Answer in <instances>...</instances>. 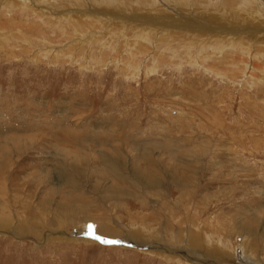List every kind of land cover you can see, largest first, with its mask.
<instances>
[{
	"label": "rangeland",
	"instance_id": "obj_1",
	"mask_svg": "<svg viewBox=\"0 0 264 264\" xmlns=\"http://www.w3.org/2000/svg\"><path fill=\"white\" fill-rule=\"evenodd\" d=\"M18 1L0 264H264V0Z\"/></svg>",
	"mask_w": 264,
	"mask_h": 264
},
{
	"label": "bare ground",
	"instance_id": "obj_2",
	"mask_svg": "<svg viewBox=\"0 0 264 264\" xmlns=\"http://www.w3.org/2000/svg\"><path fill=\"white\" fill-rule=\"evenodd\" d=\"M3 1V0H2ZM6 1V0H5ZM12 1H14V0H11V2ZM16 1H18V0H16ZM20 1H26V0H20ZM20 1H18V2H20ZM195 1V0H194ZM35 2V1H34ZM29 3H30V0H29ZM24 7H23V11L24 10H26L25 12H27V13H29V14H31V8H30V6H29V4L28 5H23ZM27 6V7H26ZM85 12V11H84ZM87 13V12H86ZM49 14V13H48ZM53 14V13H52ZM51 15V14H50ZM55 15H57V18H60V16L58 15V14H55ZM99 17V16H98ZM97 17V18H98ZM61 19V18H60ZM62 21V20H61ZM5 26V25H4ZM214 27V26H213ZM218 29H220V30H225V29H223V28H218ZM217 29V30H218ZM156 31V30H155ZM207 31V28H206V30H205V32ZM167 32V31H166ZM165 32V33H166ZM216 32V31H215ZM149 33V32H148ZM165 33H163V35L165 34ZM225 33V32H224ZM228 33H229V31H228ZM157 34V33H156ZM167 34V33H166ZM13 35V34H12ZM14 36V35H13ZM12 36V37H13ZM167 36V35H166ZM144 37H147V36H144ZM158 45V44H157ZM145 49V48H144ZM135 50V49H134ZM136 51V50H135ZM134 57V56H133ZM250 57V56H249ZM259 57V56H258ZM256 59V58H255ZM247 66V65H246ZM232 70V69H231ZM260 75V74H259ZM21 138V137H20ZM109 143V142H108ZM23 144V143H22ZM24 145V144H23ZM22 148V147H21ZM5 149V148H4ZM6 150V149H5ZM67 150V149H66ZM82 150V149H81ZM85 151H86V149H85ZM86 153V152H85ZM78 155V154H77ZM86 155V154H85ZM79 156V155H78ZM89 156V155H88ZM105 156V155H104ZM149 155L148 154H146V157H148ZM85 157V156H84ZM90 157V156H89ZM144 158V157H143ZM149 158V157H148ZM99 159H100V157H99ZM145 159V158H144ZM98 160V159H97ZM150 160V159H149ZM107 162H108V160H107ZM114 163V162H113ZM119 164V163H118ZM117 164V165H118ZM107 165V164H106ZM115 166H112L111 168H114ZM121 167V166H120ZM115 170V169H114ZM64 171V170H63ZM83 171V170H82ZM63 173V172H62ZM64 174V173H63ZM74 175V174H73ZM102 175H103V173H101V177H102ZM77 176V175H76ZM121 176V175H120ZM78 178V177H77ZM120 179H122V181H124V178L123 177H119V180ZM121 181V182H122ZM125 184V183H124ZM113 193V192H112ZM5 226V225H4ZM99 230V229H98ZM195 235H197V234H195ZM76 236H78V235H76ZM191 236V235H190ZM193 236H194V234H193ZM80 237L81 238H83L82 237V235H80ZM179 237V236H178ZM192 237V236H191ZM131 239V241H133L134 243H136V242H139L138 244H142V245H147V246H150L151 247V249H153V252L156 250V249H158V250H160V253H162V251H164L165 253H167L168 255H163L165 258L166 257H168V258H171L172 256H170V255H173V256H175V257H182L183 259H185V260H187V259H190L191 261H194L195 260V262L196 263H201L202 264V262L203 263H210V261L211 260H209L207 257H206V259H203L201 256H199V253L196 251L195 252V254H197L198 256L197 257H195L196 259H193V258H191L190 257V255L188 254H186V253H183V254H181V255H178L177 254V252H175L174 250H172L171 248H168V247H163V245H159L158 243H156V242H154V241H152L151 243H148L147 241H145V242H143V241H140V240H136V239H134V240H132L133 238H129V240ZM195 239V238H194ZM197 239V238H196ZM188 240H190V239H188ZM126 241V240H125ZM185 241V240H184ZM186 242V241H185ZM130 243V242H129ZM182 243V242H181ZM183 244V243H182ZM140 246V245H139ZM182 246V245H181ZM140 248V247H139ZM142 248V247H141ZM147 248V247H146ZM179 248V247H178ZM149 249V248H148ZM219 250V249H218ZM243 250L241 249V251L240 252H237V253H239L238 255H240L241 253H243L242 252ZM155 253H156V251H155ZM245 255V254H244ZM220 256V255H219ZM234 256H236V255H234ZM241 258H242V260H244L245 262L246 261H249V263L250 264H256L255 263V261L253 260V259H248V256H240ZM181 258V259H182ZM247 258V259H246ZM178 260V259H177ZM199 261V262H198ZM232 261V262H231ZM231 261H229V262H226L225 261V257L223 256V259L221 258L220 260H219V262H218V264H235L234 262H233V260H231ZM194 262V263H195ZM211 263H212V261H211ZM213 264H217V263H213Z\"/></svg>",
	"mask_w": 264,
	"mask_h": 264
},
{
	"label": "snow or ice",
	"instance_id": "obj_3",
	"mask_svg": "<svg viewBox=\"0 0 264 264\" xmlns=\"http://www.w3.org/2000/svg\"><path fill=\"white\" fill-rule=\"evenodd\" d=\"M106 243H115L114 241H104Z\"/></svg>",
	"mask_w": 264,
	"mask_h": 264
}]
</instances>
